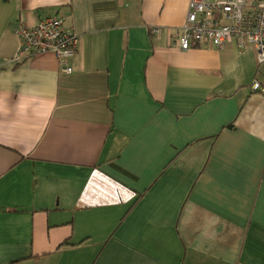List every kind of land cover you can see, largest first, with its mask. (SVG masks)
<instances>
[{"label":"crops","instance_id":"crops-1","mask_svg":"<svg viewBox=\"0 0 264 264\" xmlns=\"http://www.w3.org/2000/svg\"><path fill=\"white\" fill-rule=\"evenodd\" d=\"M188 2L0 0V264H264V64L180 50ZM52 15L69 74L19 56Z\"/></svg>","mask_w":264,"mask_h":264},{"label":"built area","instance_id":"built-area-1","mask_svg":"<svg viewBox=\"0 0 264 264\" xmlns=\"http://www.w3.org/2000/svg\"><path fill=\"white\" fill-rule=\"evenodd\" d=\"M63 19L56 15L40 21L31 29L19 30L23 43L20 58L32 54L52 53L71 72L69 60L78 47V36L63 29ZM149 33L159 36L163 29L150 28ZM171 35V33H170ZM178 48H223L233 45L238 51L252 47L258 65L264 64V0H189L184 24L175 30ZM252 91H262L257 81Z\"/></svg>","mask_w":264,"mask_h":264}]
</instances>
